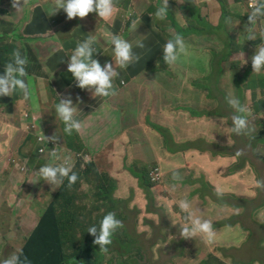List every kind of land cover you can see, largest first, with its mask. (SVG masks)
<instances>
[{"label": "crops", "instance_id": "crops-1", "mask_svg": "<svg viewBox=\"0 0 264 264\" xmlns=\"http://www.w3.org/2000/svg\"><path fill=\"white\" fill-rule=\"evenodd\" d=\"M36 1L41 2V8L37 7ZM196 1L194 0L193 3L192 0H184V2L181 0L183 3H179L178 0H169V10L177 18V11L185 13L192 5L197 7ZM145 3L146 0H134L133 4L129 0H116V11L113 17L105 21L100 19L97 13H90L84 19L77 17L72 20L67 19L63 10L53 15L55 12L54 0H28V4L19 11L21 14L13 18L12 15L16 10L12 8L11 0H0V39L3 48L6 49L4 60L8 59L7 63L12 62L13 52L19 50L21 55L28 61L26 71L31 73L32 77L36 76L37 87L42 82L48 91L46 95L52 96L51 94L55 90L59 92L60 98L71 95L73 103L77 107L75 118L82 123L81 131H73L72 133H77V135L75 138L71 137L72 142L79 147L72 149L67 159L72 158V169L78 167V165L83 169H81L83 183L79 189L88 187L90 192L94 191L95 199L94 204L83 203L80 201V197L75 194V198L66 201L74 192L67 189L66 196H62L56 202V216L62 224L63 245L65 247L68 241L73 248L75 238L80 236L81 229L86 225L94 224L104 206L108 207V211L103 213L101 219L107 213L114 212L116 218L125 225V221L120 217L122 215L118 213V210H109V206H107L108 204H114L118 207H127L125 199L117 196L119 185L128 182L131 183L135 191H140V181L146 180L152 184L145 173L151 163H157L159 159H165L168 155H180L179 157L183 161H187L190 154L186 152H199L192 147L193 141L202 136L209 138L214 136L215 140H221L227 144L229 141L231 146L218 147L213 145L216 152L214 165L206 171V175L214 182V188L207 186L206 190L208 196L213 200L210 202H197V206H204L203 213L199 210L196 215L212 221L213 228L216 230L215 243L207 245L200 239L194 241L180 239L189 244L185 257L190 258L192 256V259L199 257L201 260H205L209 256H215L224 264H233L232 257L258 255L264 252V241H262L264 235H254L252 223L258 220L257 217L264 215V190L256 187V181L264 180V142L258 144L263 149V153L258 156L260 162L256 164L257 169L250 161H243V154L238 158L236 152L238 150H250L255 147L257 140L259 142V140L264 139V117L262 116L264 113V70L259 74L253 73L251 64V57L254 55L256 48L264 43V37H261L264 35V18L259 19L256 24L248 26V16L246 14L247 10L249 14L252 11L249 7L250 0H216V4L210 7L211 15L208 14L212 23H217L223 15H226L228 19H226V27H224L227 32L225 42L233 41L235 45L234 52H238L239 56H243V62L236 65L235 74L240 71L241 79L253 77L246 93L250 104L244 103L240 97V102L248 108L247 113H245L249 126L247 134L238 136L232 133V121L228 123L225 117L218 113L217 108L219 105L216 99H213V111L204 117L208 121V126L204 124L202 132L190 138L178 140L188 130L187 121L202 119L191 117L190 113L185 112V109L189 108L188 105H197L206 101L208 96L205 89L194 85L191 80L178 79L182 81L180 89L183 90L185 105L183 110L173 111L170 105L164 108L151 101H136L133 98L134 93L141 94L147 88L146 84L140 83L141 81L149 82V87L155 92L163 87L159 81L168 82L169 75L161 76L155 71L146 74L131 73L128 75L122 72V75L120 73L113 80L115 95L94 98L87 90L77 87L72 74L67 71L71 53L78 43L90 37L94 38L93 47L95 51L93 58L99 60L102 66L108 62L112 64L115 62L112 57L114 56V47L111 44L112 35H117L132 43L133 53L138 55L140 47L136 46L137 42H144L147 32L143 28H139L138 21L134 22L133 19L135 16L143 14ZM174 17L170 19L172 26L177 23ZM246 29H250L251 33L257 38L248 40L249 30ZM129 31L132 33L129 34ZM153 31L155 34L157 29L153 28ZM12 38L15 40H12ZM192 38L195 42L199 41L200 44L204 45V48H207L210 44L205 40L213 37ZM16 40H23V43L18 44ZM146 63V60L140 57L138 61L130 64L129 70L143 69ZM5 65L3 61V64L0 65V75L5 73ZM244 69H246L245 72ZM53 78L55 80L51 85ZM193 78L196 79L197 76ZM228 82L230 80L226 81L225 87ZM167 85L175 91V86L168 83ZM28 86L30 90H33L31 81ZM188 93L189 97L187 98L186 94ZM21 95L22 93L16 90L11 96L0 97V134L4 133V126L7 124V127L11 128V133L21 136L23 142L28 145L35 133V123L44 127L48 121L45 119L46 115L43 112L42 120H35V116L40 113L35 111L32 115H20L21 119L17 121V115L14 114L17 112L16 105L18 101H23ZM227 95L228 93H226ZM252 102H255L256 105ZM147 109H150L149 113L153 119L159 120L158 122H152L150 126H147L144 122ZM136 115H138L137 120L139 122L137 134L134 133L136 127H128L129 118ZM52 118L55 125L58 124L63 130L65 129V124L57 117L56 111L55 117ZM256 120L260 122H256ZM40 132L43 133L44 131ZM41 142L47 149L50 146L51 149H55V146L52 147L54 143L46 140H41ZM111 143H115L123 149L127 162L123 172L117 173L113 178L109 176L114 182L112 188L104 183L101 170L96 169L95 160L86 165L85 163L81 164L76 158L81 154H75V151L81 153L85 149L90 152L102 151L101 144ZM58 146L64 150L71 149L67 146L65 134L59 139ZM85 161L87 162V160ZM199 166L201 167V163L197 161V156H195L194 165L187 175H191ZM14 171L15 169L8 167L0 173L2 175L0 191L6 194L7 202L13 210L23 202L29 201L37 190L35 184H29L25 175L17 177L18 184H13ZM215 172H220L222 177L216 176ZM223 173H226V175H223ZM169 177L171 176L169 175ZM216 187L222 189L223 196L217 197L215 194ZM31 190L32 193H30ZM55 191L58 193L57 187H55ZM105 195L109 197L110 201L104 202L102 200ZM188 200L196 201L194 198ZM164 208L167 209V220L174 228L172 222L176 221L178 208L174 206V212H170L166 207ZM193 210L196 209L193 208ZM183 219L188 223L185 214ZM99 222L95 226L99 227ZM10 225L12 228L14 227V224H10L7 219L4 204L0 203V251H12L16 247L9 239L10 233L8 232H12L8 231ZM261 225L264 227V222ZM123 229L124 226L118 229L114 236ZM179 229L171 232V234L179 235ZM239 231L242 236L238 240V236L235 238H224L223 236L224 232ZM30 233H21L20 235H25L26 240ZM111 247L112 249H110ZM108 249H110V252L114 251L120 257L118 251L114 249V244L109 245ZM99 252L100 256L98 258L104 254L100 250ZM11 254L13 253L5 255L9 256ZM8 256L0 259V262ZM100 262L101 260L97 259L91 264H100ZM235 263L257 264L240 260H235ZM70 264L77 263L72 261ZM79 264H81V261H79Z\"/></svg>", "mask_w": 264, "mask_h": 264}, {"label": "rangeland", "instance_id": "rangeland-1", "mask_svg": "<svg viewBox=\"0 0 264 264\" xmlns=\"http://www.w3.org/2000/svg\"><path fill=\"white\" fill-rule=\"evenodd\" d=\"M129 1L131 4L134 3V0ZM36 2L37 7L41 8V2ZM162 3V0H146L143 7V14L137 15L133 19L134 22L138 21L140 25L139 28H143L147 32L144 37V47L138 49L137 55L146 60L147 63L144 65V68L136 71L129 70V64L125 68L117 66L116 70L119 74L121 73V75L122 72L128 75L131 73L146 74L151 71H155L161 76L169 75L168 82L163 80L159 81L163 87L155 92L149 87V82L141 81L140 83L146 84L147 88L141 94L134 93L133 98L136 101H151L164 108L170 105L173 111L183 110L185 105L183 90L180 89L182 81L178 80L179 78L191 80L194 85L207 91L208 96L206 101L197 105H188L189 108L185 109V112L190 113L191 117L202 119L198 121H187L188 130L178 139L182 140L202 132L204 124L208 126V121L204 117L211 114L213 111V99H216L219 105L217 108L218 113L223 115L227 122L230 123L234 110L226 103V93L230 92L238 99L241 97L244 103L250 104L247 100L246 93L249 90V85L253 77L241 79L242 76L239 75L240 71L238 74H235L236 65L243 62V56H239L240 54L238 52H234L235 45L233 41L225 42V34L227 32L224 27H226L225 22L226 19H228L226 15H223L217 23H212L208 17V14L211 15L210 7L216 4V0H197L195 2L197 7L192 5L185 13H179V11H177V18L173 16V12L168 10L166 18L159 19L155 14L158 8L162 6ZM19 14L21 13L15 12L12 17L16 18ZM248 14L249 12L247 10L246 16H248ZM173 17L177 21L175 26L170 24V19H173ZM243 20L245 21V19ZM153 28L157 29L155 34ZM218 29L223 30L221 39L217 40L213 37L212 39L205 40L210 44L207 48H204V45L200 44L199 41L195 42L192 38L204 35L206 31ZM19 32L21 31L19 30ZM128 33L131 34L132 32L129 31ZM177 34L182 37H190L184 39L186 53L181 54L174 65L168 66L165 62L163 63V47L170 38L175 37ZM12 40L15 39L12 38ZM16 42L22 44L23 40H16ZM8 61V59H5L4 64H7ZM157 62H159V65H157ZM113 67H115V62H113ZM246 69H244V72ZM194 76H197V78L194 79ZM35 77L36 76H33L31 78L33 102H30L35 108L34 111L40 112L35 116V120L41 121L43 112L46 115L45 119L50 121L51 117H55V107L60 100L59 92L55 90L52 92V96L46 95L48 92L46 86L40 82L37 87V79ZM25 78H28V75ZM54 80L55 78L51 80V85H53ZM227 80H230V82H228L225 87ZM167 83L175 86V91L171 90ZM186 97H189V93L186 94ZM252 104L256 105L255 102H252ZM16 106L17 121H19V119H21L18 115L19 110L24 106V103L19 100ZM149 112L150 109L145 111L144 122L147 126H150L152 122L159 121L153 119ZM33 113L34 112L27 115H32ZM262 116L264 117V113ZM137 117L138 115L130 117L128 121L129 128L136 127L134 129V133L136 134L138 133L137 129L139 126ZM256 122L260 121L256 120ZM194 126L196 127L193 128ZM34 129L36 132L45 131V128L37 123H35ZM56 130L59 132L58 136H60V138L65 134V138L67 139L68 134L64 133V130L58 124L56 125ZM52 131L53 129H49V132ZM76 135L77 133H72L70 136L75 138ZM58 142L54 143L52 147L55 146L58 154L63 159H67L72 149H61L58 146ZM262 142H264V139L259 140V142L257 140L255 147L250 150L242 151L244 156L243 161H250L255 165L256 169V164L260 162L258 156L263 153V149L258 146V144ZM101 145L103 147L102 151L90 152L85 149L81 153H76L75 151V154H81L80 156H76L81 164L85 163L86 165L95 160L96 169H100L104 179L108 180V176L113 178L117 173L125 170L127 166L126 156L123 149L115 143ZM213 145L227 147L231 146V143L227 144L221 140H215L214 136H211V138L202 136L196 141H193L192 145L200 154L199 152H186L190 154L187 157V161H183L182 158L179 157L180 155H168L167 158L159 159L157 163L153 162L149 165L148 172L150 178H152L151 173L157 168L161 173V177L158 181L151 180L154 189L153 185L146 180L140 181V191H135L131 183L128 182L119 185L117 196L124 198L127 204L126 208L121 206L117 208L118 213L125 218L124 234L121 237H131L133 247L132 258L124 257L119 259L114 251H109L112 247L107 253L102 254L101 257L98 258L100 256L98 250L92 253L88 249L87 232L84 231H87L90 226L98 224L103 213L108 211V207L104 206L100 211L98 220L94 224L86 225L82 231L84 233L81 232L80 236H76L73 248L68 241L66 242L64 251H68L71 256L74 252V258L69 260L77 264H79V261H81V264H91V262H95L97 259L101 260L100 264H224L215 256H209L205 260H201L199 257L194 259H192V256L190 258L185 257L188 252L187 246L189 247V244L181 241L180 239L183 238L179 235L171 234V232H175L179 229V225L187 224L183 219L184 214L177 206L179 200L186 199L189 201L188 199L194 198L196 201L189 202L192 204V208L196 209L193 210L196 214L199 210L203 213L204 206H197V202H210L213 200L208 196L206 191L207 186L214 188V182L206 175V171L214 165L216 157ZM37 146L40 147V141L32 140L26 145L22 137L18 134L11 133V128L7 127L6 124L4 126V133L0 134V159H2L0 161V173L8 167L10 169H15L12 180L13 184L17 185L16 178L20 177V175H25V177L28 178V172L30 171L35 172L41 166L49 163L61 162L54 161L51 156L52 149L47 151V148L43 147V151L36 152L35 147ZM36 154L41 158H37ZM195 156H197V161L201 163V167L199 166L191 175H187L194 165ZM85 157H87V162L85 161ZM239 157L241 156H238V158ZM67 160L71 162L73 167L72 158L70 157ZM23 166L26 168L24 172L21 170ZM245 170H247V168H245ZM173 171L179 172L180 178L178 180L171 178ZM169 175L171 177H169ZM215 175L222 177L220 172H215ZM223 175H226V173H223ZM1 177L2 175L0 174V179ZM82 183L83 178H81L79 185L74 188L77 192L76 195L80 197L81 202L94 204V191L90 192L88 187L79 189ZM211 183L213 184L211 185ZM35 185L37 190L34 192L32 198L29 201L23 202L20 206H17L15 210H13L11 205L7 202L6 194L0 191V203L4 204L8 221L10 224H14L13 228L11 225L8 228V231H12L8 232L10 233L9 239L16 245L15 249L12 251L1 250L0 257L4 256L0 259L8 256L5 254L17 253L20 251L25 242V235L20 234H26L35 229L43 208L47 209L49 207L48 202L42 201H47L56 196L55 187L57 186L53 187L44 181H40ZM173 186H175V190H173ZM30 193H32V190ZM162 206L168 208L170 212H174V206H177L176 221L172 222L174 223V228L167 220V209ZM257 218L258 220L252 223V231L254 235H264V227L261 225L262 222H264V215ZM77 221L79 223V219ZM120 232H122V230ZM223 236L224 238H235L238 236V240L242 236V233L240 231L224 232ZM119 237L120 236H113L112 244L123 247V241L119 239ZM197 239L200 238L197 237L196 240ZM188 240L194 241L195 239ZM232 259L233 264H236L235 260L262 264L264 262V252L254 256L232 257Z\"/></svg>", "mask_w": 264, "mask_h": 264}, {"label": "clouds", "instance_id": "clouds-1", "mask_svg": "<svg viewBox=\"0 0 264 264\" xmlns=\"http://www.w3.org/2000/svg\"><path fill=\"white\" fill-rule=\"evenodd\" d=\"M178 2L183 3L184 0L183 2L178 0ZM192 2L194 3V0ZM27 4L28 0H11L12 8L16 10V13L21 11ZM54 7L55 12L53 15L63 10L68 20L77 17L84 19L90 13H97L100 19L108 21L116 11V0H54ZM250 7L252 11L248 15V26L254 25L259 19L264 18V0H252ZM168 10L169 0H163L162 6L158 8L155 15L159 19H165ZM246 30H249L248 40H255L257 38L251 33L250 29ZM261 37H264V35ZM93 43L94 38L92 37L78 43L71 53L67 71L72 74L76 86L82 90H87L94 98L115 95L113 80L119 75L116 70L117 66L125 68L134 61H138L140 57L133 53L132 43L117 35H112L111 44L114 47V56L112 57L115 61V67L110 62L102 66L99 60L93 58L95 51ZM136 46L143 48L144 44L142 41H138ZM184 53H186L184 39L181 35L177 34L164 45L163 60L168 66H171ZM27 63V59L21 55L19 50H16L13 52L12 62L5 65V73L0 75V97L11 96L16 90L22 93L21 97L24 106L19 110V116L30 114L35 110L30 103L33 102V95L28 85L30 84L32 74L26 71ZM251 64L253 73L259 74L264 70V43L256 48L254 55L251 57ZM27 75L28 78H25ZM225 99L226 103L234 110V114L231 117L232 133L238 136L247 134L249 131L248 120L245 116V113L248 111L247 106L242 104L231 93H228ZM55 111L57 117L65 124V133L71 135L73 131H81L82 123L75 118L77 107L74 105L71 95L60 98ZM14 115H17V112ZM40 139L42 141L46 140L47 142L57 143L60 136L57 134L50 137L43 135ZM242 154V150L236 152V156ZM51 156L54 161L61 162L49 163L41 166L35 172H28L26 180L32 184L44 181L55 187L62 185L66 179L68 187L71 188L78 180L77 174L72 171L71 162L67 159L62 160L56 148L52 149ZM85 160H87V157H85ZM172 178L178 180L180 178L179 172L173 171ZM256 187L264 190V180L256 181ZM173 190H175V186H173ZM215 194L217 197H221L224 193L221 188L216 187ZM177 206L185 214V219L188 222L180 226L179 236L181 238L196 240L199 237L207 245L215 243L216 230L213 228L211 220L203 219L201 216L196 215L192 204L186 199L179 200ZM123 226V222L116 218V214L109 212L101 219L99 227L95 225L90 226L87 232L95 238L93 243L98 246L99 250L102 253H107L109 250L108 246L112 244V236ZM0 264H30V261L26 256L22 259L21 255L13 253L0 262Z\"/></svg>", "mask_w": 264, "mask_h": 264}, {"label": "trees", "instance_id": "trees-1", "mask_svg": "<svg viewBox=\"0 0 264 264\" xmlns=\"http://www.w3.org/2000/svg\"><path fill=\"white\" fill-rule=\"evenodd\" d=\"M222 34H223L222 29L210 30V31H206L204 35H201L196 38H200L203 36H212L215 39L220 40ZM173 38L174 37L170 39H173ZM185 38H188V37H183V39ZM5 52H6V49L3 48V45L1 44V39H0V65L3 64L4 57L6 54ZM44 128H45V131L43 133L40 131L39 132L35 131V133L33 134L32 140H38V137L41 135L50 137L54 134L58 135L59 133L56 130V125L52 117H51V120L45 124ZM49 129H53V131L49 132ZM66 142H67V146L71 149L79 147L77 144L72 142L71 136L69 134L67 136ZM41 145H42V142L40 141V146ZM35 150L36 152H38L39 147L38 146L35 147ZM49 150H51V146L47 149V151ZM36 157L41 158L37 154H36ZM35 163L37 164L36 160H35ZM72 171L75 172L78 176L77 182L74 185H72L71 188H69L68 182L65 179L62 185L57 186L58 193H56V196L54 198H50L47 201H42V202H48L49 207L47 209L44 208L42 210V214H41V217H40V220L37 226L30 233V235L26 238L20 251L17 252V255H21L22 259L24 256H26L28 260L30 261V264H70L72 261L69 259L74 258V252H73V255L71 256V254L68 251H64V245H63V240L61 236L62 224L58 221V218L56 216V202L59 201V198H61L62 196H66L67 189L74 191V192L71 194V196L66 201H69L72 198H75V194L77 192H76V189L74 188H76L81 182L82 175H81L80 165H78V167L77 166L74 167ZM145 173L148 175L149 180L151 181L149 172L145 170ZM107 179L108 180L104 179L103 177L104 183L108 184V181H109L108 186L112 188L114 186V182L111 180L109 176L107 177ZM102 200L104 202L110 201L107 195L103 196ZM107 206H109V210H117L118 208V206L114 204H108ZM120 217L125 221L124 217L122 216ZM83 229H81V232L83 231ZM124 229L122 232L115 235V236H120L119 239L123 241V247H119L116 244H114V249L118 251V254L120 256L118 257L119 259L124 258V257H130V258L133 257V247H132L131 237L130 236L121 237L124 234ZM84 232H87V231H84ZM113 236H112V239H113ZM87 237H88V249L92 253L96 250L99 251L98 246L93 243L95 238L88 232H87Z\"/></svg>", "mask_w": 264, "mask_h": 264}, {"label": "built area", "instance_id": "built-area-1", "mask_svg": "<svg viewBox=\"0 0 264 264\" xmlns=\"http://www.w3.org/2000/svg\"><path fill=\"white\" fill-rule=\"evenodd\" d=\"M252 2V0H250V3ZM250 3H249V7H250ZM251 8V7H250ZM252 9V8H251ZM40 137L41 136H39L38 137V140L39 141H41V139H40ZM42 146V147H41ZM40 147H39V151H43V147H45L44 145H41ZM46 148V147H45ZM22 172H24L25 170H26V168H25V166H23L22 167ZM151 176H152V178H150L152 181H158L159 179H160V177H161V173H160V170L157 168V169H155L152 173H151ZM154 177H155V179H154Z\"/></svg>", "mask_w": 264, "mask_h": 264}, {"label": "flooded vegetation", "instance_id": "flooded-vegetation-1", "mask_svg": "<svg viewBox=\"0 0 264 264\" xmlns=\"http://www.w3.org/2000/svg\"><path fill=\"white\" fill-rule=\"evenodd\" d=\"M34 112V111H33Z\"/></svg>", "mask_w": 264, "mask_h": 264}]
</instances>
